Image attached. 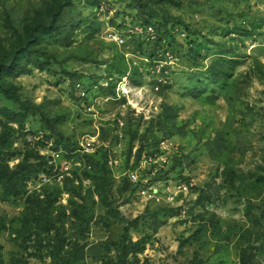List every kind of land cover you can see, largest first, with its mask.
<instances>
[{
	"label": "rangeland",
	"instance_id": "rangeland-1",
	"mask_svg": "<svg viewBox=\"0 0 264 264\" xmlns=\"http://www.w3.org/2000/svg\"><path fill=\"white\" fill-rule=\"evenodd\" d=\"M53 1L0 0V264L110 263L127 225L130 264H264V0H68L41 34Z\"/></svg>",
	"mask_w": 264,
	"mask_h": 264
},
{
	"label": "trees",
	"instance_id": "trees-1",
	"mask_svg": "<svg viewBox=\"0 0 264 264\" xmlns=\"http://www.w3.org/2000/svg\"><path fill=\"white\" fill-rule=\"evenodd\" d=\"M52 1V0H51ZM53 3H57L54 7L50 4L45 2V4L48 6L49 10H52V16L50 22L47 24H39L37 25V29L41 34H49L53 33L55 30L58 29V27L55 25V20L61 15L62 8L66 7L69 4L68 0H64L63 3H59V1H53ZM54 20V21H53ZM42 57L44 59L47 58V54L43 53ZM44 62L39 61L36 57L31 59V64H33L37 69L43 70L42 65ZM14 71V74H26L28 70L24 68L23 65H17L13 68L10 66L5 67V71L8 73ZM0 94L5 96L6 99L11 100L17 104H19L20 107H24V105L20 102H18L17 98V89L9 85L7 87L1 86L0 87ZM10 117H15L18 114L11 113ZM13 181L14 177L8 170H2L0 169V183L5 182L6 187L4 189V193L8 196L12 197H18L19 193L15 192L13 189ZM144 239L141 238L138 241L132 242L129 239V226H125L122 230V234L120 235L117 242L113 244L115 247V260L110 263H102V264H130L128 261V256L132 254H138L141 253L144 249ZM59 259V254L52 253L51 254V260L53 263H56ZM68 264H83V246L76 245L75 251L68 261Z\"/></svg>",
	"mask_w": 264,
	"mask_h": 264
},
{
	"label": "built area",
	"instance_id": "built-area-1",
	"mask_svg": "<svg viewBox=\"0 0 264 264\" xmlns=\"http://www.w3.org/2000/svg\"><path fill=\"white\" fill-rule=\"evenodd\" d=\"M57 157V155H55ZM42 182H47V178L45 176L42 177L41 179Z\"/></svg>",
	"mask_w": 264,
	"mask_h": 264
}]
</instances>
